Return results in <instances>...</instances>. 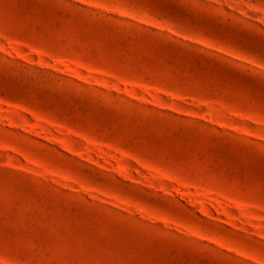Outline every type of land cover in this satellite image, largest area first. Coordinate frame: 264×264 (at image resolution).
Listing matches in <instances>:
<instances>
[{"label":"rangeland","instance_id":"1","mask_svg":"<svg viewBox=\"0 0 264 264\" xmlns=\"http://www.w3.org/2000/svg\"><path fill=\"white\" fill-rule=\"evenodd\" d=\"M0 264H264V0H0Z\"/></svg>","mask_w":264,"mask_h":264}]
</instances>
